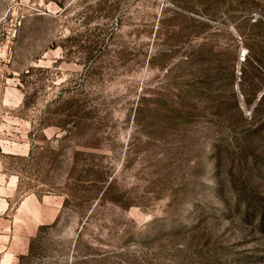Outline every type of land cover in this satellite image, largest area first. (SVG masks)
I'll return each instance as SVG.
<instances>
[{"label":"rangeland","instance_id":"1","mask_svg":"<svg viewBox=\"0 0 264 264\" xmlns=\"http://www.w3.org/2000/svg\"><path fill=\"white\" fill-rule=\"evenodd\" d=\"M263 96L264 0H0V264H264Z\"/></svg>","mask_w":264,"mask_h":264},{"label":"trees","instance_id":"2","mask_svg":"<svg viewBox=\"0 0 264 264\" xmlns=\"http://www.w3.org/2000/svg\"><path fill=\"white\" fill-rule=\"evenodd\" d=\"M187 96L186 94L180 93V96L177 98V101L175 102L174 106L172 107L171 110L166 111V113H162V115L160 114V120H162V125L165 126L162 128V132L163 133H167L168 130L170 129V126H178L179 127H184L187 123L190 122V120L192 119V117L195 115V111H194V106L190 104V102L187 100ZM246 96V95H245ZM199 101V100H197ZM232 103H235L233 105H231V103L229 104V106L227 107L226 104V99L224 96L222 95H218V96H214V95H210V97H208L207 99V104L209 106H207L205 108V110H207L206 112H211V111H215L217 116H219L221 123L223 124V119L225 118V116L227 115L228 111L232 112L234 111V113H236L239 117L241 116V111L239 109V101H238V97L234 94L233 95V101ZM247 104H251L250 100H246ZM264 103V96L262 97V99L260 100L259 104L257 105V109L256 111H259V108L263 105ZM235 108V109H233ZM236 121H239V119H237ZM226 123V122H225ZM224 123V124H225ZM169 128V129H168ZM260 129V130H259ZM264 130V127L258 128L255 127V129H252V131H250L249 133L251 134V136L249 138L250 142L248 143L249 146H251V148L254 145H257L260 142V132ZM242 140V139H241ZM234 143L236 145H239V140L234 141ZM214 153H217L219 151V146L220 144L214 145ZM249 146L247 147V150H249ZM203 151V159H204V163H208L211 159V155H214L213 153L207 152V148L203 147L202 149ZM246 151L245 149H240L239 150V156L242 159H244L245 155H246ZM214 165L211 164L210 168H209V174L211 175L212 169L211 167H213ZM209 188V192L211 193V189H210V185L208 186ZM194 193L193 191L185 193V195H183L182 199H181V204H183L185 206V214L188 217V219H191L192 215H196L198 216L200 214V210L201 208L198 206V202L194 200ZM207 202L205 203H209L208 199H206ZM188 209H190V211H188ZM261 212V211H260ZM263 212H261L262 214ZM220 214H224V213H220Z\"/></svg>","mask_w":264,"mask_h":264}]
</instances>
